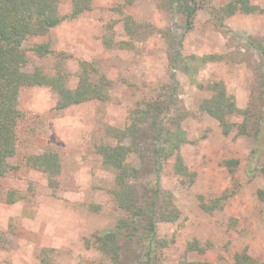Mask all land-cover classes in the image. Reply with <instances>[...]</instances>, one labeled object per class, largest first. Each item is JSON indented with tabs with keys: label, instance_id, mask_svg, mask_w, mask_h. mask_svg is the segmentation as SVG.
<instances>
[{
	"label": "rangeland",
	"instance_id": "1",
	"mask_svg": "<svg viewBox=\"0 0 264 264\" xmlns=\"http://www.w3.org/2000/svg\"><path fill=\"white\" fill-rule=\"evenodd\" d=\"M201 1L215 9L230 2ZM250 1L263 12H235L224 20L226 28L220 31L208 13L199 10L193 28L184 33L183 17L174 9L158 8L157 0H133L126 6L123 0H91V10L62 21L45 36L28 40L27 46L49 43L54 52L67 56L63 65L70 89L77 84L80 61L91 63L113 85L107 90L108 101L93 100L62 111L55 110L56 96L50 89H20L16 152L7 160L11 169L0 177V264H41L44 260L43 264H113L84 244L125 216L113 197L114 174L102 166L97 147L115 144L107 129H123L138 102L166 96L176 106L172 104L168 114L161 116L162 122L169 127L170 117L178 112L185 116L180 125L187 142L180 145L179 153L195 177L190 184L183 183L173 172L171 158L161 164L157 183L148 173L147 160L140 159L148 146H137L130 161L142 170L137 180L144 186L142 196L152 197L159 187L155 212L173 204L181 214L173 223L156 225L157 237L167 240L168 246L151 251L148 237L139 230L131 241H119L117 264H147L148 251L151 264H179L181 260L232 264L233 256L241 252L254 264H264V204L256 197V191L264 188L258 172L264 166V62L253 46H264V0ZM70 10L71 0H63L59 14L65 16ZM125 16L136 24L133 37L124 32ZM181 37L182 56L219 55L221 60L196 68L190 76L172 70L170 59ZM107 39L110 46L104 44ZM55 64L52 56H31L25 71L39 68L52 74ZM219 80L237 107L249 110L250 123L262 117L257 146L250 135L235 136V129L222 135L218 122L201 110L210 93L197 85L205 87ZM242 119L232 116L229 121L239 124ZM123 143L129 146L132 141L125 138ZM45 149L56 151L61 159L56 188L48 186L43 173L25 164L26 157ZM227 160L238 161L232 172ZM10 191L16 193L13 203L6 200ZM222 195L227 198L221 209L208 214L199 208L200 202L210 204ZM192 240L205 247L203 254H184V245Z\"/></svg>",
	"mask_w": 264,
	"mask_h": 264
},
{
	"label": "trees",
	"instance_id": "2",
	"mask_svg": "<svg viewBox=\"0 0 264 264\" xmlns=\"http://www.w3.org/2000/svg\"><path fill=\"white\" fill-rule=\"evenodd\" d=\"M62 2L63 0H0V177L11 169L7 160L16 152L17 124L21 115L17 108L20 89L24 87L50 89L56 96L54 107L56 111L93 100L105 102L110 98L107 90L112 87L113 82L91 63L85 61L78 63L77 84L75 88L70 89L67 86V74L63 65V60L67 56L54 52L49 43L26 45L30 38L45 36L62 21L73 20L79 14L91 10V0H71L70 12L62 16L59 14V5ZM132 2L133 0H123V6L130 5ZM157 6L160 9H174L179 13L183 17L184 33L193 28L199 10L207 12L211 23L220 31L226 28L224 20L235 12L245 15L263 12L250 0H230L229 4L219 9L205 7L201 0H157ZM123 28L127 36H134L136 24L130 16L124 17ZM181 39L182 37L178 39V48L174 49L170 59V68L174 71L178 70L190 76L191 71H195L196 68L222 58L219 55L184 57L179 50ZM104 44L110 46L111 41L104 40ZM253 46L260 52L264 62V46L260 44ZM31 56L36 59L54 57L56 61L54 72L46 74L39 68L26 72L25 67L30 62ZM192 62L196 64L192 65ZM170 80L172 82L175 80L174 74L170 75ZM197 86L209 91V98L202 102L200 108L218 122L222 135L228 136L235 129V136L250 135L254 145H258L263 132L262 117L250 123L249 110L237 107L234 96L227 92L225 84L220 80L212 81L205 87ZM168 87L164 86V88ZM172 104L174 100L167 96L138 102L130 112L123 129L110 127L107 129L109 135L115 140V144L97 147L102 166L114 174L113 197L117 207L124 211L125 216L119 218L112 228L85 239L84 244L86 248H94L107 256L113 264H117L120 260L119 241H131L139 230H142L141 235L148 237L151 251L155 247L168 246L167 240L157 237L156 225L173 223L179 219L181 214L173 204L155 212L156 199L160 194L159 187L154 188L152 197L142 196L141 188L144 186L137 183L142 170L132 166L130 161L131 156L138 150L137 146H148L142 150L140 159L147 160L148 173L154 175L157 183L161 164L171 158L173 159V172L182 178L183 183L189 181L190 184L195 177V173L188 170L179 153L180 145L187 142L180 125L185 116L178 112L176 116L170 117L169 127L162 122L163 117L161 116L168 114ZM232 116H242V122L239 124L230 122L229 118ZM143 124L146 128L142 126ZM125 138L132 141L131 145L126 146L123 143ZM256 150H253L254 154ZM25 164L43 173L50 188L57 187L56 178L61 171V159L56 151L45 149L40 154L30 155L25 158ZM225 164L232 172L233 166H236L238 161L227 160ZM258 172L264 180V166L260 167ZM15 194V191H10L6 200L9 203L15 202L17 200ZM256 197L260 203L264 204V188L256 191ZM226 198V195H222L212 200L210 204L200 202L199 208L211 214L222 208L221 202ZM183 252L184 254L190 252L203 254L205 247L201 246L197 240H192L184 245ZM146 257L147 264H151L152 258L149 251ZM44 262L45 260L41 264ZM254 263L246 252L236 253L233 256L232 264ZM179 264L206 263L181 260Z\"/></svg>",
	"mask_w": 264,
	"mask_h": 264
}]
</instances>
